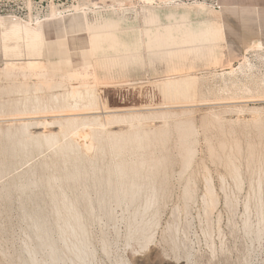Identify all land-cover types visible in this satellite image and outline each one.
<instances>
[{
    "label": "rangeland",
    "instance_id": "374dc122",
    "mask_svg": "<svg viewBox=\"0 0 264 264\" xmlns=\"http://www.w3.org/2000/svg\"><path fill=\"white\" fill-rule=\"evenodd\" d=\"M146 1L0 0L24 19L0 17V264H31L38 219L61 253L68 218L90 264H264V18Z\"/></svg>",
    "mask_w": 264,
    "mask_h": 264
},
{
    "label": "bare ground",
    "instance_id": "6f19581e",
    "mask_svg": "<svg viewBox=\"0 0 264 264\" xmlns=\"http://www.w3.org/2000/svg\"><path fill=\"white\" fill-rule=\"evenodd\" d=\"M145 1V0H144ZM148 1V0H147ZM146 1V2H147ZM149 3V2H148ZM94 4H95V2H94ZM122 5V4H121ZM120 5V6H121ZM146 5V4H145ZM147 6V5H146ZM101 7V6H100ZM222 7V6H221ZM84 8V7H83ZM125 8V7H124ZM1 17H5L6 18V16H1ZM8 19V18H7ZM14 21V20H13ZM37 24V23H36ZM38 25H40V24H38ZM37 26V25H36ZM20 30H21V27H20V25H15L14 27H13V29H12V31L14 32V33H19L20 32ZM260 44V43H259ZM258 44V45H259ZM29 61V60H28ZM36 61L37 60H34V61H29V65H28V62H26L27 63V65H26V63H25V65L27 66V68L29 69L30 67H33L34 68V63L33 62H35L36 63ZM7 63V62H6ZM11 63H14L13 61L11 62ZM41 61H40V65H41ZM8 64H9V62H8ZM15 64V63H14ZM10 65V64H9ZM12 65V64H11ZM10 65V66H11ZM40 65H38V62H37V68L36 69H38L39 67L38 66H40ZM48 65H50V64H48ZM4 66H6V65H4ZM13 66L14 65H12V69H14L13 68ZM41 66H43V65H41ZM40 66V67H41ZM52 66V65H51ZM7 67V66H6ZM24 68H25V66H23ZM7 68H9V67H7ZM11 68V67H10ZM45 67H43L42 69H44ZM23 70L24 71V69H22L21 68V66L19 67V70ZM41 69V68H40ZM41 69V70H42ZM59 69V68H58ZM7 70H9V69H7ZM30 70V69H29ZM17 71V70H16ZM32 71V70H31ZM33 71H34V69H33ZM5 72V71H4ZM16 73V72H15ZM34 73H35V71H34ZM36 73H39V72H36ZM41 73V72H40ZM0 74H2V73H0ZM31 74V73H30ZM76 74H79V75H81L80 73H76ZM4 75V74H3ZM35 75V74H34ZM23 76H24V74H23ZM38 76V75H37ZM20 88V87H19ZM11 90V89H10ZM20 90V89H19ZM15 93V92H14ZM20 93V92H19ZM75 93V92H74ZM74 93H72L73 94V96H75L74 95ZM91 93V92H90ZM71 94V95H72ZM76 94V93H75ZM7 95V94H6ZM19 95H21V94H19ZM80 95V94H79ZM10 96V95H9ZM6 97V96H5ZM19 97V96H18ZM21 98V97H20ZM57 98V97H56ZM80 98H81V95H80ZM11 99V98H10ZM14 99V98H13ZM77 99H78V96H77ZM76 99V100H77ZM24 100V99H23ZM33 100V99H32ZM14 101V100H13ZM26 101V100H25ZM20 102V101H19ZM79 102V101H78ZM30 104V103H29ZM75 104V103H74ZM73 104V105H74ZM76 104H77V102H76ZM76 104L74 105V106H76ZM79 104V103H78ZM78 104H77V106H78ZM72 105V104H71ZM23 106V105H22ZM76 106V109L79 107H77ZM28 107V106H27ZM34 107H35V105H34ZM19 109H20V107H18ZM46 108V107H45ZM72 108H73V106H72ZM18 109V110H19ZM23 109V108H22ZM21 109V110H22ZM48 109V108H47ZM17 110V109H16ZM32 110V109H31ZM78 110V109H77ZM86 110V109H85ZM27 111V110H26ZM36 111H39V109H37ZM18 112V111H17ZM23 112H24V109H23ZM32 112H35V111H32ZM14 113V112H13ZM36 113V112H35ZM75 113H77V112H75ZM98 113V112H97ZM17 114V113H16ZM20 114V113H19ZM88 116V115H87ZM12 117V116H11ZM14 117H18V115L17 116H14ZM20 117V116H19ZM131 117V116H130ZM0 118H2V117H0ZM98 117H93V119H92V122L93 121H95L96 119H97ZM14 119V118H13ZM16 119V118H15ZM69 119V118H68ZM91 121V120H90ZM105 121V120H104ZM26 123H27V121H25ZM24 122V123H25ZM29 122V121H28ZM88 122V121H87ZM24 123H20L21 124V126L23 125V127L25 128V124ZM35 124V122H32V123H28V125L29 124ZM108 123V122H107ZM14 124V123H13ZM17 124V123H16ZM15 124V125H16ZM20 124H19V126H20ZM33 124V125H34ZM37 124H39V122L37 123L36 122V125ZM40 124H41V122H40ZM42 124H43V121H42ZM91 124V123H90ZM141 124V123H140ZM14 125V126H15ZM27 124H26V128L24 129L23 127H22V130L21 131H19L18 133H17V131H16V129H15V133H16V136L15 137H17V140H16V146H14V148L16 147V148H19L20 150H22L21 152H19V153H22V152H24L26 149H27V147L29 146V142L31 141V139H32V137H34V135L33 136H31L32 134H30V136H28L27 135V137H26V132L24 131V130H26L28 133H30L27 129H29L27 126H28ZM32 125V126H33ZM111 125V124H110ZM20 126V127H21ZM47 126V125H46ZM9 127H11V126H9ZM19 127V128H20ZM29 127H31V125L29 126ZM40 127V126H39ZM7 128V127H6ZM6 128L4 129V131H6ZM13 128V127H12ZM16 128V127H15ZM18 128V127H17ZM18 128V129H19ZM133 128V127H132ZM9 130H7L6 132H9L10 131V128H8ZM17 129V130H18ZM1 130V129H0ZM13 130H14V128H13ZM3 131V130H2ZM133 131V130H132ZM10 133H13V134H15L13 131L11 132L10 131ZM9 133V134H10ZM3 134V133H2ZM2 134H0V136L1 137H3L4 136V134H3V136H2ZM6 134V133H5ZM9 134H7V135H9ZM50 134V133H49ZM47 135V134H46ZM45 135V136H46ZM10 136V135H9ZM14 135H12V137H13ZM42 136V135H41ZM5 137H7L6 135H5ZM14 137V138H15ZM53 137V135H50V136H46V140H49L50 138H52ZM9 138H11V137H9ZM13 138V139H14ZM36 138H39V136L37 135V137ZM7 139V138H6ZM35 138H33V140H34ZM42 139V138H41ZM9 140L10 139H8V141L7 142H9ZM37 141H41L40 139L39 140H37ZM11 142V141H10ZM10 142H9V147H10V145H12V144H10ZM15 142V141H14ZM32 142V141H31ZM52 142V141H51ZM116 142H119V141H116ZM13 143V142H12ZM35 145H36V139H35ZM40 143V142H39ZM38 143V144H39ZM47 143V142H46ZM54 143V142H53ZM52 143V144H53ZM15 144H13V145H15ZM31 145H32V143H30ZM60 144V143H59ZM59 144H58V146H59ZM63 144V143H62ZM12 145V146H13ZM30 145V146H31ZM37 146V145H36ZM39 146V145H38ZM46 146V145H45ZM49 146H50V143H49ZM56 146V145H55ZM46 147H48V146H46ZM51 147H52V145H51ZM74 147V146H73ZM76 147V146H75ZM29 148V147H28ZM53 148V147H52ZM58 148V150H59V147H57ZM10 149H13V148H10ZM30 149V148H29ZM54 149H56V148H54ZM19 150V151H20ZM31 150V149H30ZM29 150V151H30ZM61 150H62V148H61ZM76 150H78V148L76 149ZM76 150H74V152L76 151ZM12 151V150H11ZM14 151V150H13ZM55 151V150H54ZM60 151V150H59ZM26 152V151H25ZM78 152V151H77ZM56 153V152H55ZM126 154V153H125ZM65 156V155H64ZM71 161V160H70ZM74 161H75V159H74ZM67 162H69V161H67ZM76 162V161H75ZM92 163V162H91ZM76 164V163H75ZM121 165V164H120ZM66 166V165H65ZM97 167V166H96ZM121 167V166H120ZM119 166L117 167V169L118 168H120ZM75 169V168H74ZM69 170V169H68ZM77 170V169H76ZM108 170H109V168H108ZM134 172H135V170H134ZM118 173V172H117ZM116 173V174H117ZM119 173H120V175H121V178H123V173H125L126 174V172L123 170V169H119ZM67 174V173H66ZM86 174V173H85ZM135 174V173H134ZM72 178V177H71ZM2 179V178H1ZM64 180V179H63ZM79 180V179H78ZM110 180V179H109ZM34 182V181H33ZM33 182H31L32 184H34ZM47 182V181H46ZM49 182V181H48ZM50 183H53V182H51L50 181ZM62 183V182H61ZM49 184V183H48ZM131 186V185H130ZM149 196V195H148ZM134 197H135V195H134ZM134 197H133V199H134ZM56 199V198H55ZM149 203V202H148ZM70 204V206H71V203H69ZM68 204V205H69ZM58 206V205H57ZM68 207V210H67V212H68V215H67V217H72L73 215H75L74 213H73V211H72V207ZM65 209V208H64ZM57 214V213H56ZM59 216H61V215H59ZM58 216V217H59ZM76 217V216H75ZM78 217V216H77ZM57 218V217H56ZM60 219L59 220H62V218L61 217H59ZM65 218H66V216H65ZM63 219H64V217H63ZM71 219H73V218H71ZM37 220V219H36ZM75 220V219H74ZM77 220V219H76ZM42 222V221H41ZM40 222V220L38 219L37 221H34L32 224H31V228L30 229H32L33 230V232H31V235H32V233H33V235H34V238H33V240L35 239V243H33V245L32 246H25V249L27 250V255H28V258H29V261H30V263L31 264H67V261H66V259H65V257L66 256H63V255H65V251H67V252H69L70 254H71V256L69 257V258H67L68 260H69V264H90V262H89V259H88V253H90V252H88V250H87V248H86V245H85V243H84V237H83V234H82V231H81V224L80 223H78L77 224V222L78 221H76V224L75 223H73V221H71L70 220V218H68V219H64L63 221H62V223L61 224H59L58 225V228H59V240H58V242L60 243V250H61V253L58 251V248L56 247V242H53L51 239H53V237L51 238L50 237V234H49V232H51V231H49L48 229H49V227H48V229L46 228V226H45V223H41ZM60 222V221H59ZM58 224V223H57ZM50 230H51V228H50ZM49 231V232H48ZM32 235V236H33ZM52 235V234H51ZM31 236V237H32ZM73 236L75 239L74 240H70V238ZM56 241V240H55ZM33 242V241H32ZM57 242V244H59ZM28 245V244H27ZM30 245V244H29ZM39 252H44L45 253V258H39L38 257V255H37V253H39ZM61 254H62V256L64 257H62L61 258ZM68 254V253H67Z\"/></svg>",
    "mask_w": 264,
    "mask_h": 264
},
{
    "label": "crops",
    "instance_id": "0c3cea01",
    "mask_svg": "<svg viewBox=\"0 0 264 264\" xmlns=\"http://www.w3.org/2000/svg\"><path fill=\"white\" fill-rule=\"evenodd\" d=\"M222 8L224 9L223 15L224 18L228 19L229 17H240L243 16L245 20H253L258 14L264 18V6H257L254 4H248L242 0H219ZM200 20H195V22ZM18 24H12L4 28L2 34L4 39L14 38L17 40H24L27 42V47L29 48L30 54H35L41 40H42V29H37V27L29 26L28 24H20L21 30L19 33H14L12 31L13 27ZM211 31H216V29H209ZM170 32H167L165 36H169ZM164 36V35H162ZM161 36V37H162ZM192 47V45H190Z\"/></svg>",
    "mask_w": 264,
    "mask_h": 264
},
{
    "label": "built area",
    "instance_id": "2783aa9c",
    "mask_svg": "<svg viewBox=\"0 0 264 264\" xmlns=\"http://www.w3.org/2000/svg\"><path fill=\"white\" fill-rule=\"evenodd\" d=\"M25 2V1H31V0H7V2ZM214 7L215 8H221V4H220V2H219V0H215V2H214ZM4 16H6V17H10V18H13V19H19V20H24L23 19V17H20V16H18V15H16L15 13H13V12H8V13H6V14H4ZM1 17V16H0Z\"/></svg>",
    "mask_w": 264,
    "mask_h": 264
}]
</instances>
